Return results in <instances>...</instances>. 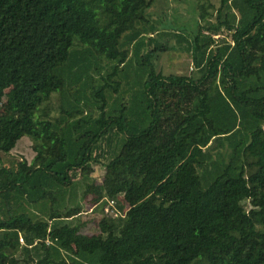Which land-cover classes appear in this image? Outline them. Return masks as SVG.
Returning a JSON list of instances; mask_svg holds the SVG:
<instances>
[{
  "label": "trees",
  "instance_id": "obj_1",
  "mask_svg": "<svg viewBox=\"0 0 264 264\" xmlns=\"http://www.w3.org/2000/svg\"><path fill=\"white\" fill-rule=\"evenodd\" d=\"M197 1L190 38L155 0H0V264H264V0Z\"/></svg>",
  "mask_w": 264,
  "mask_h": 264
},
{
  "label": "rangeland",
  "instance_id": "obj_2",
  "mask_svg": "<svg viewBox=\"0 0 264 264\" xmlns=\"http://www.w3.org/2000/svg\"><path fill=\"white\" fill-rule=\"evenodd\" d=\"M210 2L212 5H214V7L209 6L210 15L208 18L214 20L217 12L216 9L220 6V1L210 0ZM152 8L158 10L157 15L154 16V20L161 21L162 19L159 18V16H169L170 19H166L165 22L161 24L162 27L167 26L168 28L183 31L185 35L190 38H192V35L195 36L200 24L206 25L205 20H202L200 3L197 0H155ZM172 16L175 17L171 20ZM192 59L193 57L190 53L187 54L178 50H171L169 53L164 54L163 62L165 63L164 67L167 73L177 72L180 74H193L196 72V69L192 71V68L194 69ZM11 91V88L7 89L3 97L0 107L4 108V110H8L10 107L9 99ZM47 107L51 115L59 116L61 112L60 94L53 95ZM11 157L18 160L24 159L28 162H31L34 159L35 152L33 150V142L28 136H25L20 140L17 147L12 152ZM5 159L6 162L12 160V158L7 157H5ZM104 173L105 169L102 166L95 165V171L93 173L92 179H94L95 182L99 184L103 181ZM95 199L96 195L94 192L86 195L82 212L78 214L77 218V223L80 224L82 232L90 235L100 232L99 222L103 217V213L99 208L100 206L98 208L96 207L102 203L104 198L101 197L98 202H95ZM109 213L111 215H116V213Z\"/></svg>",
  "mask_w": 264,
  "mask_h": 264
}]
</instances>
